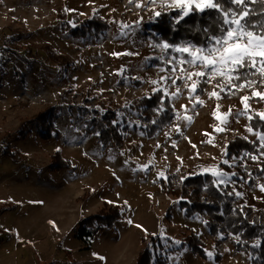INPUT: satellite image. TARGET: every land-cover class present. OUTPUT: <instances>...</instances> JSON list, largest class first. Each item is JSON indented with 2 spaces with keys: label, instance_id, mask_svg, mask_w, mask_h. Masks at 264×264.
Returning <instances> with one entry per match:
<instances>
[{
  "label": "rangeland",
  "instance_id": "374dc122",
  "mask_svg": "<svg viewBox=\"0 0 264 264\" xmlns=\"http://www.w3.org/2000/svg\"><path fill=\"white\" fill-rule=\"evenodd\" d=\"M171 10L178 13L162 7L161 0L154 5L147 0H0V205L16 206L0 212V264H134L144 234H152L167 250L180 248L189 231L199 236L205 255L210 251L213 257L202 259L185 247L169 257V264H250L255 242L248 254L235 251L230 236L210 234L205 214L186 217L178 200L161 190L166 180L159 178L161 172L166 178L210 175L219 181L211 169L228 173L221 167L228 142L236 136L256 140L245 131L247 117L235 115L243 109L240 99L219 88L215 90L222 98H209L216 80L202 95L198 85L190 96L184 81L174 85L161 79L179 75L170 69L187 57L174 47L157 46L165 42L157 41L151 30L155 11ZM92 19L105 27L75 38L72 30ZM177 87L180 93L173 96ZM157 91L170 99L176 115L167 129L147 138L131 107ZM249 104L250 115L264 112V101L251 99ZM217 105L218 115L232 109L226 125L212 115ZM101 106L115 110L121 125L129 119L120 147H104L85 132L91 116L85 110ZM49 107L61 136L43 141L35 133L34 117ZM7 145L14 160L1 155ZM55 152L70 162L69 169H50ZM144 165L147 170H141ZM229 177L227 184L243 194L247 206L264 211L259 188L264 176L256 186ZM119 206H124L122 219L113 230H101L85 242L76 239L81 219Z\"/></svg>",
  "mask_w": 264,
  "mask_h": 264
},
{
  "label": "trees",
  "instance_id": "16d2710c",
  "mask_svg": "<svg viewBox=\"0 0 264 264\" xmlns=\"http://www.w3.org/2000/svg\"><path fill=\"white\" fill-rule=\"evenodd\" d=\"M257 11L260 5H251ZM178 13L168 11L162 13L152 24L151 30L157 41L168 43L172 46L195 44L205 46L209 42L210 35H219L217 31L218 16L214 11L205 13H194L186 17L185 20L176 23ZM255 22L262 18L254 16ZM105 23L101 20L92 19L87 24L72 30L75 38H85L90 29L102 30ZM204 29H208L206 33ZM254 79H256L254 77ZM207 84H199V94H203ZM202 89V91H201ZM264 90V89H261ZM251 93L250 89L237 92L236 95H226L232 99H240L241 96ZM252 101H258L253 98ZM137 115L140 132L147 138H152L157 133L167 129L175 119V110L170 99L161 91H157L148 96H144L134 106L131 107ZM89 119L85 122V132L94 136L98 143L104 147L116 148L122 146L129 130L128 120H123V125L117 123L118 113L108 107L101 106V110L93 109ZM255 116V114L253 115ZM155 121V123H153ZM35 133L43 141H50L61 136V133L54 126V111L52 107L46 108L34 117ZM249 125L257 126V119L249 121ZM264 130V129H261ZM23 137L22 130L18 131ZM245 152L258 154L255 152L253 144L240 136H236L228 142L226 147L227 160L230 164H221L224 171L229 174L235 172V181L248 182L251 186H256V181L264 176L261 168H264V161H252L245 157ZM11 160L15 155L10 146H5L1 152ZM50 169L61 171L70 168V162L63 160L60 152H55L51 157ZM243 158V159H241ZM236 161L235 163H233ZM247 169V171L245 170ZM214 178L210 175H198L194 177L181 178L177 174L167 177L161 182V190L168 196L178 200V207L190 218L196 214H205L207 219L205 226L212 236L231 237L235 251L243 254L252 252V242L260 241L261 246L256 248V254L250 264H264V211L255 210L247 206L242 197H237L234 190L228 184L220 185L214 183ZM14 205V204H12ZM15 205H0V212L15 209ZM124 206L110 207L98 213L80 220L75 234L76 239L85 242L96 235L101 230H113L115 224L122 219ZM169 213V212H168ZM169 219V217L167 216ZM196 234L189 231L183 237L180 248L164 250L161 243L156 244V237L150 233L144 234L140 238V246L143 248L137 255L134 264H169V257L183 250L185 247L195 256L206 259L205 245ZM151 243L152 248L149 247ZM217 248L220 242L216 241ZM163 251V253L161 252ZM217 260H220L216 256Z\"/></svg>",
  "mask_w": 264,
  "mask_h": 264
},
{
  "label": "snow or ice",
  "instance_id": "6c2138e0",
  "mask_svg": "<svg viewBox=\"0 0 264 264\" xmlns=\"http://www.w3.org/2000/svg\"><path fill=\"white\" fill-rule=\"evenodd\" d=\"M128 3L133 4L134 0H128ZM147 3L154 5L157 0H147ZM256 4L260 5L259 11L251 7V5ZM135 6L139 8L143 5L137 3ZM161 6L178 10L176 23L185 20L186 17L194 13H205L208 11L217 13V31L220 34L210 35L208 37L210 43L207 46H197L195 44L172 46L168 43L157 45L164 50L174 47V51L187 54L186 58L178 59L177 66H173L170 69L172 73L179 72V75L175 77L170 75L161 77V79L171 80L174 85L178 80L184 81V86L188 88L190 96L197 92L200 83L208 84L216 80L213 91L208 95L209 98H216L217 100L222 98L220 92L226 95H236L239 91L250 89V96L244 95L240 97L243 109L238 110L235 115L236 117L246 116L249 121L257 119V126L246 125L245 131L256 137V140L250 141V143L253 144L255 152L258 154L245 152L244 156L254 162L259 161L261 157H264V130H261L264 129V112L255 113V116L250 115L251 107L249 101L253 98H257L258 101H264V90H261L264 89V0H161ZM154 15L159 17L161 12L155 11ZM254 16H259L262 19L259 22H255L252 19ZM204 31L207 33L208 29H204ZM127 54L131 55V53ZM114 55L118 54L114 53ZM169 63L172 62L169 61ZM217 77L220 79L217 80ZM152 83L155 84L157 82L152 81ZM216 88H219L220 92H217ZM179 93L180 88L177 87L176 92L172 93V95L176 96ZM196 103L201 106L204 104L199 99V96H196ZM195 106L193 105V107ZM183 107L187 111V106ZM218 112L219 105L213 110L212 115L220 121L221 125H226L228 118L233 115L231 108L222 115H218ZM183 119L189 123L192 122L190 116L185 115ZM213 127L215 131L226 130L224 127ZM177 130L179 131V129ZM205 135L208 134L205 133ZM244 139L248 140V137L245 136ZM208 142L211 143V140ZM173 147H175V142H173ZM109 159H112V157H109ZM223 163L228 164L229 161L224 160ZM141 170H147V165L141 166ZM245 170L247 171L246 168ZM260 170L264 172V168ZM211 171L213 176L220 178L219 181H214V183L227 184L232 182L228 173L217 169H211ZM236 175L235 172L231 173V176ZM159 178L167 179L163 172L159 173ZM259 188L261 192H264V185H260ZM235 195L241 197L243 194L236 192ZM128 223H132V221L129 220ZM136 226L141 227L140 225ZM176 243L178 244L179 241ZM260 246L259 240L253 244L254 248ZM93 255L96 256L97 254L94 253ZM206 255L209 259L213 257V253L210 251H206ZM98 259L103 260L104 257H98Z\"/></svg>",
  "mask_w": 264,
  "mask_h": 264
}]
</instances>
